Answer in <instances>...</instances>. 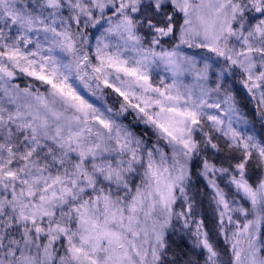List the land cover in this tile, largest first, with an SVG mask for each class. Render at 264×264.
<instances>
[{
  "label": "snow or ice",
  "instance_id": "1",
  "mask_svg": "<svg viewBox=\"0 0 264 264\" xmlns=\"http://www.w3.org/2000/svg\"><path fill=\"white\" fill-rule=\"evenodd\" d=\"M0 264H264V0H0Z\"/></svg>",
  "mask_w": 264,
  "mask_h": 264
}]
</instances>
